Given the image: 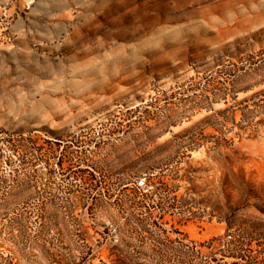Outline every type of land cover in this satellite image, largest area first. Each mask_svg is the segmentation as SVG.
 Segmentation results:
<instances>
[{
	"label": "rangeland",
	"instance_id": "obj_1",
	"mask_svg": "<svg viewBox=\"0 0 264 264\" xmlns=\"http://www.w3.org/2000/svg\"><path fill=\"white\" fill-rule=\"evenodd\" d=\"M216 87L226 99L194 107ZM142 104L170 119L138 139L123 121ZM169 141L195 212L168 214L170 237L210 255L241 229L243 263L264 264V0H0V253L41 230L68 252L76 217L100 244L88 264H112L135 163Z\"/></svg>",
	"mask_w": 264,
	"mask_h": 264
},
{
	"label": "trees",
	"instance_id": "obj_2",
	"mask_svg": "<svg viewBox=\"0 0 264 264\" xmlns=\"http://www.w3.org/2000/svg\"><path fill=\"white\" fill-rule=\"evenodd\" d=\"M233 76L232 70H229L228 77L231 79ZM216 89V91L207 89V91L195 93L191 103L194 107L204 108L209 107L207 106L209 103L212 105L215 101L226 99V92H222L218 87ZM143 107L146 109L143 110ZM150 107L153 108L154 104H142L135 109L127 110L125 114L126 118L123 122L131 120V125L139 130L138 139L146 137L156 129L163 128L166 120L170 119L166 114L162 115ZM153 122H157V125H151ZM205 125L207 122L203 121L200 126ZM165 131L167 128L162 130V132ZM184 137L185 134L176 135L174 140ZM201 141L199 137L191 139L193 145L199 146L202 144ZM172 142L174 141H169L155 151L142 154L135 163L134 188L129 193L125 192L123 198L119 199L123 206V214L127 216V222L123 227L118 226V222H114L119 236L118 243L110 256L112 264H229L225 261L228 257L239 260L234 264H244L243 261L247 257L243 253L247 245L246 238L242 234V232L245 233L244 230L239 229L241 232L239 234L228 232L225 236L211 239L208 245L212 249L210 255H204L197 248V243L195 246L191 245L192 242L188 241V237L181 231L175 232L179 235L176 239L170 237V231L165 227L167 224L165 218L168 214L195 215L187 202H184V198L179 196L181 187L179 181L182 179L180 161L176 160L177 156L166 153ZM20 145L27 148L26 145ZM30 148L29 153L32 155L39 150L35 143ZM2 157L1 153L0 161ZM46 161L49 163L50 157ZM101 188L106 189L105 196L108 200L114 198L115 194L111 193L108 184ZM219 218L227 219L221 215ZM72 220L76 225L72 234L75 248H69L68 252H65L67 251L65 247L58 249V244L49 230H41L35 235L10 233L3 240L9 241L8 245L12 250L8 254L4 251L0 253V264H26L23 254L26 249L38 252L37 259L40 264H88L95 257L96 248L100 247V244H94L87 231H82L84 226L81 221L76 217ZM232 228V224L229 223V230ZM75 249L79 250L78 255L74 254ZM219 255H221L220 258ZM77 259L81 262H77ZM100 264L107 263L102 261Z\"/></svg>",
	"mask_w": 264,
	"mask_h": 264
}]
</instances>
